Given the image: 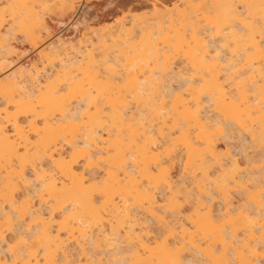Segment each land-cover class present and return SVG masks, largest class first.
Masks as SVG:
<instances>
[{"label":"bare ground","instance_id":"obj_1","mask_svg":"<svg viewBox=\"0 0 264 264\" xmlns=\"http://www.w3.org/2000/svg\"><path fill=\"white\" fill-rule=\"evenodd\" d=\"M80 4L0 0V264H264V0Z\"/></svg>","mask_w":264,"mask_h":264},{"label":"rangeland","instance_id":"obj_2","mask_svg":"<svg viewBox=\"0 0 264 264\" xmlns=\"http://www.w3.org/2000/svg\"><path fill=\"white\" fill-rule=\"evenodd\" d=\"M79 1H81L80 5L83 6L79 8L81 10L83 9V11L85 10L84 11L85 18L87 21L88 20L90 21L89 26H95L102 20L106 23H111L114 20H123V19L131 18V17L140 18L143 16L142 14H144V12L146 11V5L148 4V0H96V1L89 0L86 4L84 3V0H79ZM79 8L77 9L78 12L80 10ZM81 10H80V13H81ZM76 15L77 14L75 13L73 17L68 18L67 23L71 24V22H73V19L75 18ZM67 17L68 16H66V18ZM69 27L66 28L67 31L66 29H64L62 31V34L64 33L66 36L75 37V34L72 33L71 30H69ZM34 56H35V52H29L21 56L22 58H20L18 61L15 62L14 65L9 66L8 68L10 69L13 67L21 66V67H24L25 69H31L32 66L36 65ZM228 141L229 140H227V143L229 146L225 145L224 142L226 141L222 143L221 141H219V145L221 146V148H224V146H226V148L230 150L234 156H238L239 152H236V150L233 149L234 148L233 146L237 144V142L236 141L228 142ZM247 143H248L247 141L246 143L244 142V144H246V147H247L246 152H250V147ZM238 159L240 161L242 160L240 156H238Z\"/></svg>","mask_w":264,"mask_h":264}]
</instances>
